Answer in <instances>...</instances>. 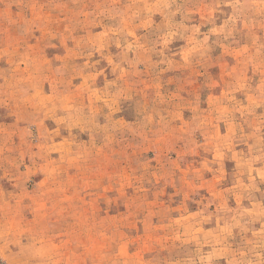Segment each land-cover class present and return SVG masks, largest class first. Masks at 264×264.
<instances>
[{"label": "rangeland", "instance_id": "rangeland-1", "mask_svg": "<svg viewBox=\"0 0 264 264\" xmlns=\"http://www.w3.org/2000/svg\"><path fill=\"white\" fill-rule=\"evenodd\" d=\"M0 264H264V0H0Z\"/></svg>", "mask_w": 264, "mask_h": 264}]
</instances>
